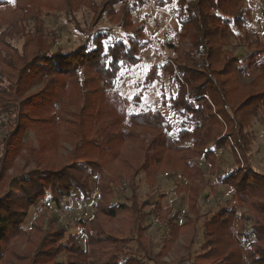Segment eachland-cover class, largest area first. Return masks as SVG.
Here are the masks:
<instances>
[{
	"label": "rangeland",
	"instance_id": "374dc122",
	"mask_svg": "<svg viewBox=\"0 0 264 264\" xmlns=\"http://www.w3.org/2000/svg\"><path fill=\"white\" fill-rule=\"evenodd\" d=\"M100 1L0 0V54L5 58L7 56L11 58L12 55H21L23 50L30 51L32 46L22 49L25 44H28L29 37H31L29 39L32 43L38 41L39 45H48L49 47L58 44V47L62 46L67 50L86 46L92 47L91 49H100L115 39L118 42L127 43L130 48L127 49L128 53L126 54L122 51L124 48L121 44L118 46L120 57L126 56L117 62L119 64H115L116 62L109 63L108 56L105 55L99 61L101 69L106 68V65L116 67L111 88L108 84L110 73L103 69L104 73L100 75V69L96 68L97 60L83 59L73 62L76 63L74 65L78 69L75 74L78 79L94 76L102 82L101 84L100 81H89L90 85H83L81 88H87L90 91L94 86H97L98 89L103 90L102 95H105L107 90L116 93L120 101V104H116L119 109L118 112H120L121 107H125L128 113L158 109L168 117L169 121L177 125L179 119L174 114L169 101V97L174 95L176 88L174 82H168L169 67L178 73L173 63L175 65L183 63L184 59H189L188 55L191 56L190 53L186 52L190 50V23L185 25L184 37H178L180 17L184 21L188 19V15L185 13V10L189 11L188 0L185 2L179 0H122L127 4L125 11L128 15L127 19L131 20L128 26L122 25L125 24V14L122 18L121 12L109 15L103 10L108 6V2L115 3L116 0ZM92 2L94 3L93 7ZM245 4L250 9L248 15L249 28L263 32L264 12H261L263 5L258 0H246ZM119 5V3H115V8H118ZM34 8L38 10L35 13L36 16L30 15ZM10 12L14 13V16L7 17ZM118 22L122 24H118ZM242 28L233 26L229 22V29H226L229 48H234L235 53L240 54L244 47L247 48L244 51L250 50L249 52L252 53L256 51V54L264 59V49L260 46H254V44L249 45L243 37ZM35 31L39 32L37 37L34 35ZM179 40L186 45L181 53L175 51L180 46ZM33 51L24 55L27 58L25 62L30 61L29 57ZM43 53L45 52L42 51L41 54ZM7 61H14L19 67L22 65L16 58L7 59ZM247 63L243 59L242 63L234 69L238 81L240 80L242 84H246L250 80L249 77H252L250 72L244 71L245 69L241 66ZM196 64L191 63L190 69L197 72L198 76L206 72L204 68ZM0 69H2L1 63ZM210 69L215 71L214 77H222L216 74L217 71H220L219 64L212 63ZM94 70L97 73H93ZM56 77L62 76L58 74ZM255 78V80L253 78V82L256 83L253 90L260 87L264 88V82L257 76ZM6 82L4 74H0V87L6 86ZM42 86V83L23 84V86H15L13 90L14 99L20 104L23 103V107H25L23 111H26L28 118L30 117L28 116L29 113L35 115L37 110L41 108L36 107L39 99L47 101L51 98H41L42 94L46 93ZM15 89L17 90L15 91ZM75 94L72 92L70 96L68 94L66 96L75 99ZM254 97H251L253 102L259 100L258 96L255 99ZM3 99L9 101L4 96ZM68 100L70 101L67 97L63 98L64 103ZM240 101L242 100L240 99L238 102ZM30 103L35 104L30 106ZM110 103L112 104L110 99L106 100V109H112ZM1 105L2 102L0 101V109ZM71 107L74 108L72 105ZM5 113V109L0 111V156L6 141L7 143H14L19 140V144L22 146L12 159H5L4 163L0 161V207H12L11 210H8V216L10 215L16 220L23 218V221L18 224L16 231L8 232L7 237L0 244L2 249L0 264H51L55 257L58 260L65 258L72 260L75 257L73 249L76 243L72 242L71 238L74 233H78L80 230L76 221L93 213L92 203L98 198L96 189L93 192L90 189L96 188L97 183H100L96 178L97 166L102 165V163H98L101 162L100 157L84 155V149L80 147V143L74 147V143L78 140L88 147L84 143L85 141L82 142V139H87V136L91 137L92 132H86L85 128L80 126L74 129V133L68 134L69 139L61 136L43 137L44 135L40 131L33 133L32 127H29V124L33 123H28L27 118L23 117V119L13 123L14 114L6 115ZM218 118L222 121L220 116ZM118 119L122 121L118 124L121 132L126 131V127L132 129L136 134L145 132L141 127L128 126L126 116L121 112ZM3 125L8 126V128L5 129ZM15 125H21V127L18 126L14 129ZM229 127L225 122H222L220 127L221 136L225 134L228 144L212 143L215 147L213 162L207 163L201 159L195 161L196 165L201 168L199 175L192 176L188 171H181L177 167L160 168L150 180L143 172H138L134 179L137 186V188L135 187L136 200L134 202L139 206L142 204L145 215L141 221L140 232L134 231L122 238L115 237L117 244L119 243L124 247L119 258L125 259L124 255H131L132 250L137 248H139L136 250L138 254L141 250L143 251L144 247V254L148 257L160 258L167 263H173L186 254L185 245L189 232L184 229L192 225H200L207 219L205 229L207 231L212 230L214 233L212 238L218 241L214 247H222V250L233 249L235 258H239L241 253L246 254L254 246L261 247L264 245V238L260 237L261 235L264 237V230H255V225L258 227L264 225V211L260 210L262 205L257 207V204L264 202V124L253 117L251 118L249 127L246 129H248L247 133L253 141L251 140L252 144L250 143L245 157L241 155L238 149L233 148V140L228 135ZM43 139L48 143H44ZM40 140L43 143V148H41L43 150L39 155L32 157L27 148L39 149ZM120 146L122 148L123 143ZM232 153L235 154L241 172L245 173L248 184L255 181L262 183L253 187L254 192L250 199L256 203L243 201L240 198V192L235 190L234 186L232 187L220 180V177L228 172V168L234 166ZM248 162L251 167L250 170L246 166ZM55 171H62V173L66 171V173L63 174V177L50 176L49 173ZM118 171L119 173H115L113 178L114 182L108 187L115 192L118 198L114 199V202L122 199L124 203L130 204V202L125 201L130 197L129 179L123 169H118ZM70 174L79 176L82 181L81 184L88 189L85 193L89 195L91 201L86 202L79 195L85 207H79V204L72 202V212L59 214L58 217L60 212L59 210L56 211L53 206L60 208L64 202L69 201L72 195L79 194V192H74L69 198H63L65 195L63 191L65 190L58 188L59 184H63V180ZM42 185L45 187L51 185L58 192H61L55 193L52 190L49 191V188L43 189ZM26 193L30 196L37 195V200L28 208H25V205L28 204L25 200ZM156 202L158 205L160 204L159 213L152 211ZM19 205L23 206L15 208ZM221 207H223L222 210L225 214L221 213L222 216L217 217L216 213V216L213 217L212 214ZM15 215L17 216L15 217ZM62 215L64 218H61ZM154 218H158L159 222L153 223ZM171 223L178 226L182 224L185 228L183 230L180 228L172 242L167 243L166 247L161 250L160 248L164 246V242L169 236L168 231ZM68 224L69 227H66L65 232L61 234V227ZM119 228V223L115 221L109 225V230L115 235L119 232ZM253 231L255 232L253 233ZM97 235L104 241L111 237L104 232ZM209 235L208 239H210ZM203 239V235L201 238L199 236L194 251H210L207 244L202 250L199 249V244ZM82 241L83 238L81 237L80 242L82 243ZM239 247L240 249H238ZM210 254L212 255L209 256ZM210 254L205 257V260L212 263L217 261L219 257L217 251Z\"/></svg>",
	"mask_w": 264,
	"mask_h": 264
},
{
	"label": "trees",
	"instance_id": "16d2710c",
	"mask_svg": "<svg viewBox=\"0 0 264 264\" xmlns=\"http://www.w3.org/2000/svg\"><path fill=\"white\" fill-rule=\"evenodd\" d=\"M179 1L185 2V0ZM258 1L263 5L261 12H264V0ZM188 2L189 11L185 10L188 19L184 21L180 17L178 37H184L185 25L190 23V50L186 52L190 53L191 56L188 55L189 59H184L183 63H177V65L173 63L178 73L169 67L170 81L168 80V82L172 81L176 85L175 93L169 97V101L174 114L179 119L177 125L169 121L168 117L158 109L128 113L125 107H121L120 112L126 116V124L130 127H141L145 131L143 134L140 132V134H136L132 129L126 127V131L121 132L118 124L122 121L118 119L120 112H118L119 109L116 105L120 104V101L116 93L107 90L104 93L105 95H102L103 90L98 89L97 86H94L90 91L87 88H81L83 85L87 86L89 81L94 82L95 80L99 82L100 80L94 76L78 79L75 75L78 69L75 68L74 64L76 63L73 62L83 59L97 60L98 65L96 68L100 69V75L104 73V70L109 71L108 84L109 88H111L112 77L115 76L116 67L106 65L103 70L99 61L104 58V53L107 50L109 63L116 62L115 64H119L117 62H120L121 58L126 56L120 57L118 46L121 44L124 48L122 51L126 54L128 53L127 49L130 48L127 43H122L121 41L120 43L115 39L100 49H91L92 47L86 46L67 50L62 46L58 47V44H54V47H49L48 45H39L38 41L32 43L31 39H29L31 37H29L27 40L28 44H25L22 49L32 46L30 51L23 50L21 55H12L11 58L9 56L5 58L0 54V63L2 64L0 74L3 73L7 81L6 86L0 87V101L2 102L0 111L5 109L6 115L14 114L13 123L23 119V117L27 118L29 120L28 123H33L29 124L33 133H39L40 131L44 135L43 137L61 136L68 138V134L74 133V129L80 126L83 129L85 128L86 132L91 131V137L87 136V139H82V142L85 141L84 143L88 147L84 146L80 140L74 143V147L80 143V147L84 149V155L98 156L101 161L98 163H102V165L97 164L96 171V178L100 183H97L96 188L90 189L92 192L96 189L98 195V198L92 203L94 211L90 215L79 218L76 221L80 226V230L78 233H74L71 238V241L76 243L73 249L75 257L72 260L66 258L58 260L55 257L51 264H264V245L261 247L254 246L246 254L243 255L241 253L239 258L233 256L234 251L231 248L222 250V247H214L218 241L212 238L214 235L212 230L207 231L205 229L208 219L200 225H192L184 229L189 232L185 245L186 254L173 263H167L160 258L159 260L158 258L148 257L144 254V247L143 251L141 250L138 254L136 250L139 248L133 249L131 255H124L125 259L119 258V254L124 247L119 243V245L117 244L116 238H122L134 231L140 232L141 221L145 215V209H143L142 204L139 206L134 202L137 188L134 179L137 177L138 172H143L147 179L150 180L160 168L177 167L181 171H188L192 176L199 175L201 168L196 165L195 161L201 159L207 161V163H212L215 153V147H213L212 143L228 144L225 134L221 136L220 127L222 122H225L228 127L230 126L228 135L233 140V148L238 149L243 157H245L248 147L253 141L247 133L248 129H246L249 127L251 118L253 117L264 124V88L260 87L253 90L256 84L253 82V78L255 80L257 76L264 82V75H262L264 72V59L258 56L256 51L255 53L249 52L250 50L244 51L247 49L244 47L240 54H236L234 48H229L230 44L227 39L226 29H229V22H231L233 26L243 27V37L248 41L249 45L254 44V46H260L264 49V30L261 32L248 26L250 9L245 4L246 0H188ZM115 3L120 4L118 8H115ZM115 3L108 2V6L103 10L109 15L121 12L122 18L125 14V24L119 22L118 24L128 26L131 20L127 19L128 15L125 12L127 4L122 0H116ZM91 5L93 7L94 3L92 2ZM37 12V8H34L30 15L36 16L35 13ZM12 16H14V13L10 12L7 17ZM1 17L4 18V16ZM34 35L37 37L39 32L35 31ZM168 45L170 44L168 43ZM183 47H186V45L180 41V46L175 51H180L181 53ZM169 48L172 47L169 46ZM32 51L33 53L29 57L30 61L25 62L27 58L24 55ZM42 51L45 53L41 54ZM13 58H16L22 64L21 67L17 66L14 61H7V59L12 60ZM243 59L248 63L241 66L245 69L244 71H248L252 75L246 84H242L240 80L238 81L234 71L242 63ZM191 63H197L196 65H200L206 72L198 76L197 72L190 69L192 67L190 66ZM212 63L220 65V71H217L216 74L222 77L213 76L215 71L210 69ZM93 73L97 72L94 70ZM58 74L62 77H56ZM254 75L255 77H253ZM37 83H42V88L46 91L41 98H51L47 101L39 99L36 107L41 108L37 110L35 115L29 113L28 116L30 117L28 118L26 111H23L25 110L23 103L20 104L14 99L13 90L15 86ZM100 83L102 84L101 81ZM237 89L238 92L236 93ZM50 92L52 93L49 96ZM72 92L76 93L75 99L69 97ZM66 94L69 96H66ZM234 94L235 97L233 98ZM3 96L9 101H4ZM252 96H255L254 99L258 96L259 100L253 102ZM65 97L69 98L70 101L68 100V102L64 103L63 98ZM108 98L112 101V104L110 103L112 105L111 110L105 108ZM240 99L242 101L238 102ZM34 104L30 103V106H34ZM218 116L221 117L222 121ZM18 126L21 127V125H15L14 129ZM7 128L8 126H5V129ZM43 142L48 143L44 139ZM120 142L123 143L122 148ZM6 143L7 141L4 143L5 147L0 156V161L3 163L5 159H12L22 146V144H19V140L14 143L8 142L7 145ZM42 144L40 140L39 149L28 147V153L32 157L39 155L43 150L41 149L43 148ZM232 157L234 158V166H230L228 172L220 177V180L232 187L234 186L235 190L237 189L240 192V198L243 201L256 203L250 197L254 192L253 187L262 183L255 181L252 184H248L246 175L241 172L235 154L232 153ZM249 165L248 162L246 166L250 170L251 167ZM118 169H123L129 179L130 197L127 200L125 199V201L130 202V204L124 203L122 199L114 202V199L117 198L116 194L108 187L114 182L113 178L115 173H119ZM65 173L66 171L64 173L55 171L49 174L50 176L63 177ZM237 178L239 179L237 180ZM63 181L64 183L59 184L58 187L65 190L63 191V194H65L63 198H69L74 192H79L84 201H91L89 195L85 193L88 189L81 184L82 181L79 176L70 174ZM42 186L43 189L49 188V191L52 190L55 193L61 192H58L51 185H48V187ZM103 188L104 191H102ZM36 198L37 195L30 196L26 193L25 200L28 204L25 205V208L33 205L35 200H37ZM55 200L59 201L58 199ZM259 205H262L260 210L264 211V202L257 204V207ZM22 206H15V208H21ZM11 209L12 207H0V244L5 240L8 232L16 231L18 224L23 221V218L16 220L12 216H8V210ZM222 209L223 207L216 210L212 216L215 217L217 213V217H221L222 214H225ZM4 211L6 212L3 213ZM152 211L159 213L160 204L158 205L156 202ZM112 221L120 225L119 232L116 235L109 230V225ZM64 226L61 227V234L65 232L66 227H69V224ZM180 228L183 230L185 227L182 224L180 226L170 224L169 236L166 238L164 246L160 248L161 250L166 247L167 243L172 242ZM260 229L264 230V225L260 227L255 225L256 231ZM103 232L111 237H108L105 241L101 240L97 234ZM210 232L212 233L210 234ZM202 235L204 239L199 244V249L202 250L204 245L207 244L210 251L193 250L195 244H198L199 236L201 238ZM208 235L210 239H208ZM81 237L83 238L82 243L80 242ZM260 237L264 238L262 235ZM246 242H249V240H246ZM139 246L142 248L141 245ZM1 250L0 245V253ZM216 251L219 254L217 261L214 263L207 262L205 257Z\"/></svg>",
	"mask_w": 264,
	"mask_h": 264
},
{
	"label": "built area",
	"instance_id": "2783aa9c",
	"mask_svg": "<svg viewBox=\"0 0 264 264\" xmlns=\"http://www.w3.org/2000/svg\"><path fill=\"white\" fill-rule=\"evenodd\" d=\"M79 197H80L79 194H74V195H72V197L69 199V201L64 202V203L61 205L60 208H58V207H56V206H53V208H54L56 211L59 210V212H60V213H58V217H59V214H60V215H61V214H68V213L72 212V210H73V207H72V204H73V203H72V202H74V204H79V207H80V206L85 207V205L83 204L82 200H80ZM90 212H91V211H90ZM61 218H64L63 215H62ZM59 219H60V218H59ZM62 220H63V219H62ZM62 220H61V221H62ZM153 220H154L153 223H158V222H159V219H158V218H154ZM160 232H161V230H160ZM166 232H167V231H166Z\"/></svg>",
	"mask_w": 264,
	"mask_h": 264
},
{
	"label": "snow or ice",
	"instance_id": "6c2138e0",
	"mask_svg": "<svg viewBox=\"0 0 264 264\" xmlns=\"http://www.w3.org/2000/svg\"><path fill=\"white\" fill-rule=\"evenodd\" d=\"M104 55H105V56H107V55H108V53H107V50L105 51ZM121 63H122V62H121Z\"/></svg>",
	"mask_w": 264,
	"mask_h": 264
}]
</instances>
